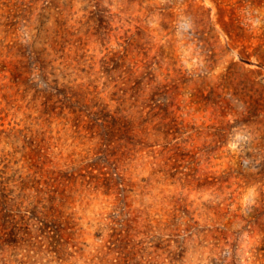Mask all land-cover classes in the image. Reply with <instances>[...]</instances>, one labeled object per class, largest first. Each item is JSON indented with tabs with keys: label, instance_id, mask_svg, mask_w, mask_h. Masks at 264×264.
I'll return each mask as SVG.
<instances>
[{
	"label": "rangeland",
	"instance_id": "obj_1",
	"mask_svg": "<svg viewBox=\"0 0 264 264\" xmlns=\"http://www.w3.org/2000/svg\"><path fill=\"white\" fill-rule=\"evenodd\" d=\"M0 264H264V0H0Z\"/></svg>",
	"mask_w": 264,
	"mask_h": 264
},
{
	"label": "trees",
	"instance_id": "obj_2",
	"mask_svg": "<svg viewBox=\"0 0 264 264\" xmlns=\"http://www.w3.org/2000/svg\"><path fill=\"white\" fill-rule=\"evenodd\" d=\"M102 110H103V108H102ZM103 111H104V110H103ZM110 117H111L110 120H107V119H106V122H107V125H108V126L114 124L116 121H119V120L121 119V117L116 118L115 116H112V115H110ZM114 121H115V122H114Z\"/></svg>",
	"mask_w": 264,
	"mask_h": 264
}]
</instances>
